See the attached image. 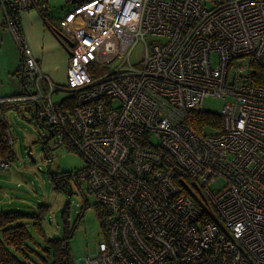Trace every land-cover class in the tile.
I'll use <instances>...</instances> for the list:
<instances>
[{
	"label": "built area",
	"instance_id": "obj_1",
	"mask_svg": "<svg viewBox=\"0 0 264 264\" xmlns=\"http://www.w3.org/2000/svg\"><path fill=\"white\" fill-rule=\"evenodd\" d=\"M66 1L54 19L50 0H0L27 87L0 102L34 103L53 149L68 142L82 156L72 179L109 214L87 262L264 264V85L253 65L264 66V0ZM31 10L66 49V85L42 70L22 34ZM142 42L137 68L130 60ZM61 91L69 96L54 101ZM209 96L233 101L220 127L197 130L190 114L206 111ZM12 167L0 140V171Z\"/></svg>",
	"mask_w": 264,
	"mask_h": 264
},
{
	"label": "rangeland",
	"instance_id": "obj_2",
	"mask_svg": "<svg viewBox=\"0 0 264 264\" xmlns=\"http://www.w3.org/2000/svg\"><path fill=\"white\" fill-rule=\"evenodd\" d=\"M49 5V16L54 19L63 16L70 8L66 0H50ZM3 20L4 13L0 10V24ZM148 41H159V39L148 37ZM18 45L11 31L0 26V97L4 95L17 97L27 91L20 76L9 74V69L12 68L13 72L15 69L12 67L13 60L18 59L19 66L23 63L22 52ZM144 55L145 44L142 42L134 50L131 64L141 68ZM121 66L122 59H118L105 71ZM68 96V92L61 91L56 93L53 99L61 101ZM232 101L230 97L222 99L209 96L204 100L203 107L207 111L221 113L225 104ZM26 107L28 111L25 110ZM35 112V104L26 103L20 112L11 110L5 115L15 139L11 148L15 154L13 167L6 170L10 172L12 179L6 199L7 202L13 199L14 205L9 208L8 203L5 202L0 207L6 212L14 210L28 214H37L45 210L43 225L48 236L61 239L68 229L73 233L69 241L74 264H90L87 259L98 257L99 245L106 240V234L96 211L95 204L98 203L96 194L90 191L86 183L77 185L71 176L82 170L85 162L68 142L53 149L54 138L49 129L36 117ZM49 158L52 160L51 163ZM54 174L62 178L66 185L64 189H56ZM224 184V181H220L214 189ZM3 198L4 195L0 194V199ZM65 211H67L66 216H64ZM29 228L35 239L42 242V238L32 224Z\"/></svg>",
	"mask_w": 264,
	"mask_h": 264
},
{
	"label": "trees",
	"instance_id": "obj_3",
	"mask_svg": "<svg viewBox=\"0 0 264 264\" xmlns=\"http://www.w3.org/2000/svg\"><path fill=\"white\" fill-rule=\"evenodd\" d=\"M51 26V25H50ZM255 67L254 80L259 85H264V66L258 63ZM21 76L24 75L25 83V64L24 60L20 68ZM27 90V87H26ZM17 95L18 96H23ZM12 97V96H11ZM5 99V98H4ZM27 102H0V140L3 145V154L10 155L13 160L15 154L12 147L8 144L9 124L5 115L11 110L21 111ZM36 106V105H35ZM27 111L28 107L25 108ZM220 114L210 111H193L190 114V124L197 130H202L205 126L220 127ZM56 185L62 178L53 175ZM56 189H64L56 187ZM102 229L105 234L108 231L109 214L101 203L95 204ZM45 210L39 213L28 214L18 211H0V264H74L71 257L70 237L73 235L68 229L65 236L61 239L50 238L44 228ZM67 211H65V215ZM66 223L68 221L66 220ZM33 225L42 242H38L30 231L29 226ZM67 228V226H66Z\"/></svg>",
	"mask_w": 264,
	"mask_h": 264
},
{
	"label": "crops",
	"instance_id": "obj_4",
	"mask_svg": "<svg viewBox=\"0 0 264 264\" xmlns=\"http://www.w3.org/2000/svg\"><path fill=\"white\" fill-rule=\"evenodd\" d=\"M0 10L4 13V20L0 26L10 31L6 25L5 12L1 5ZM21 18L22 34L31 47L42 70L53 80L54 83L64 85L67 80V70L69 66L68 54L64 45L59 41L58 37L51 29L50 24H48L43 16L36 10L24 12ZM12 67L15 68L14 72L11 68L9 69V74H16L22 79V76L20 75L21 65L19 66L18 59L12 61ZM8 97L11 96L4 95L0 97V100ZM10 176V172L0 171V194L4 195V198L0 199V205L8 201L6 196L8 194L9 184H11L10 181H12ZM7 203L8 207L14 205L13 199L11 202ZM0 211H3L1 207Z\"/></svg>",
	"mask_w": 264,
	"mask_h": 264
},
{
	"label": "water",
	"instance_id": "obj_5",
	"mask_svg": "<svg viewBox=\"0 0 264 264\" xmlns=\"http://www.w3.org/2000/svg\"><path fill=\"white\" fill-rule=\"evenodd\" d=\"M21 80H22V82H24V75L22 76V79Z\"/></svg>",
	"mask_w": 264,
	"mask_h": 264
}]
</instances>
